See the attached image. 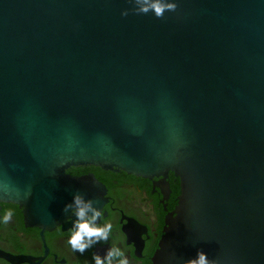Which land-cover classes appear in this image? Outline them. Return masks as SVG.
I'll use <instances>...</instances> for the list:
<instances>
[{
    "label": "water",
    "instance_id": "water-1",
    "mask_svg": "<svg viewBox=\"0 0 264 264\" xmlns=\"http://www.w3.org/2000/svg\"><path fill=\"white\" fill-rule=\"evenodd\" d=\"M177 3L0 0V203L52 229L106 201L71 167L173 172L154 264H264V0Z\"/></svg>",
    "mask_w": 264,
    "mask_h": 264
},
{
    "label": "flooded vegetation",
    "instance_id": "flooded-vegetation-1",
    "mask_svg": "<svg viewBox=\"0 0 264 264\" xmlns=\"http://www.w3.org/2000/svg\"><path fill=\"white\" fill-rule=\"evenodd\" d=\"M67 172L72 176L94 174L105 186L101 221L114 224L109 241L83 254L74 252L67 244L73 218L66 226L45 229L29 225L20 205L1 202L0 215L11 209L13 218L0 224V264H94L93 256H103L114 242L122 243L131 264H154L167 216L178 203L181 180L173 172L148 178L94 165L71 167Z\"/></svg>",
    "mask_w": 264,
    "mask_h": 264
},
{
    "label": "clouds",
    "instance_id": "clouds-1",
    "mask_svg": "<svg viewBox=\"0 0 264 264\" xmlns=\"http://www.w3.org/2000/svg\"><path fill=\"white\" fill-rule=\"evenodd\" d=\"M129 3L134 5L132 11L138 14L152 12L157 18H162L166 11L175 12L178 7L177 0H129ZM128 12V9H124L121 15L127 16ZM63 211L67 216L73 217L67 244L74 252L83 254L96 244L108 242L113 235L114 224L111 221H101L99 201L75 192L72 199L64 205ZM12 218L13 211L9 209L0 215V224L10 223ZM93 260L94 264H131L121 242H114L103 256L96 254ZM187 264H219V261L210 260L205 251L198 250L196 256L187 261Z\"/></svg>",
    "mask_w": 264,
    "mask_h": 264
},
{
    "label": "trees",
    "instance_id": "trees-1",
    "mask_svg": "<svg viewBox=\"0 0 264 264\" xmlns=\"http://www.w3.org/2000/svg\"><path fill=\"white\" fill-rule=\"evenodd\" d=\"M180 191H179V189H178V193H179Z\"/></svg>",
    "mask_w": 264,
    "mask_h": 264
}]
</instances>
